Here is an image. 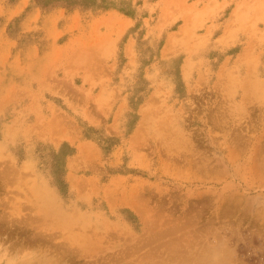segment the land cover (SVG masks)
Masks as SVG:
<instances>
[{
  "label": "rangeland",
  "instance_id": "1",
  "mask_svg": "<svg viewBox=\"0 0 264 264\" xmlns=\"http://www.w3.org/2000/svg\"><path fill=\"white\" fill-rule=\"evenodd\" d=\"M0 264H264V0H0Z\"/></svg>",
  "mask_w": 264,
  "mask_h": 264
},
{
  "label": "bare ground",
  "instance_id": "2",
  "mask_svg": "<svg viewBox=\"0 0 264 264\" xmlns=\"http://www.w3.org/2000/svg\"><path fill=\"white\" fill-rule=\"evenodd\" d=\"M247 85V84H246ZM245 86V85H244ZM246 87H248V86H246ZM170 131V130H169ZM168 132V131H167ZM262 136V135H261ZM261 151V150H260ZM258 153V152H257ZM256 162V161H255ZM255 164V163H254ZM256 165V164H255ZM257 176V175H256ZM259 177V176H258ZM263 178V177H262ZM65 210V209H64ZM93 229V228H92Z\"/></svg>",
  "mask_w": 264,
  "mask_h": 264
}]
</instances>
